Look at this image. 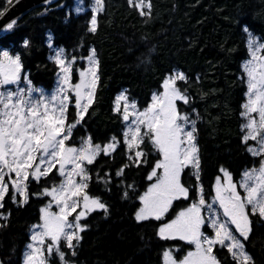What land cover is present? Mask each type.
<instances>
[{"label":"trees","instance_id":"obj_1","mask_svg":"<svg viewBox=\"0 0 264 264\" xmlns=\"http://www.w3.org/2000/svg\"><path fill=\"white\" fill-rule=\"evenodd\" d=\"M15 1L0 0V11L4 14ZM96 7V0H58L36 8L0 38V50L18 55L30 80L53 91L61 73L56 53L63 49L68 59L75 58L71 68L77 80L95 49L99 79L93 102L66 144L78 147L91 137L93 144L104 146L115 138L114 151L101 152L86 164L90 179L84 191L98 197L107 211L95 209L81 220L86 227L79 241H73L74 249L61 244L65 259L69 264H165L166 251L181 257L190 245L162 239L159 228L199 196L209 199L224 171L239 181L245 170L259 167L262 157L248 151L252 140L243 142L242 113L248 92L244 64L251 54L248 34L264 43V0H103V8L94 11ZM93 16L95 32L90 30ZM177 71L186 77L177 80V87L188 97V103L178 102L179 109L196 121L199 179L191 165L184 168L182 183L189 189L188 197L175 200L161 220L137 221L140 197L149 188L148 176L161 153L147 137L138 148L129 149L124 137L127 121L117 110V96L126 92L147 106ZM77 111L74 103L69 105L68 124L78 119ZM136 151L144 156L136 158ZM61 180L54 168L46 177L27 180L26 203L21 194L13 202V190L5 195L0 264H24L32 226L41 222V209L51 202L43 190ZM251 227L245 240L252 255L249 264H264V218L251 215ZM48 264L62 262L53 254ZM223 264L237 261L223 253Z\"/></svg>","mask_w":264,"mask_h":264},{"label":"snow or ice","instance_id":"obj_2","mask_svg":"<svg viewBox=\"0 0 264 264\" xmlns=\"http://www.w3.org/2000/svg\"><path fill=\"white\" fill-rule=\"evenodd\" d=\"M7 2L11 3V0ZM96 6L94 11L101 10L103 0H96ZM0 15H3V11H0ZM14 24V20L9 22L3 30L12 29ZM91 24L90 30L95 32V16ZM250 47L254 49L253 56L244 65L248 77V92L247 102L243 105L245 111L242 113L247 118L243 125L247 130L243 142L247 144L249 140L256 141L257 146L249 147L248 151L253 156L262 157L259 167L242 174L239 187L244 191L243 196L226 172V185H221L219 178L217 179L216 200L223 211L219 216L208 218V223L215 229L213 237L201 231L205 223L201 206L206 204L202 195L198 202L180 211L174 220L159 228L158 235L162 239L179 238L195 246V251H189L181 260L175 259L171 250L166 251L164 256L167 264H220L213 255V247L217 244L227 248L237 264H249L251 261L250 255L244 250V243L229 227L234 225L239 236L247 240L251 231L249 216L259 215L264 218V57L256 55L257 51L264 49V43L253 38ZM0 55V208L4 206L2 202L8 193L9 184L14 193L24 196L22 203H26L28 196L24 182L29 175L39 180L55 168L63 179L59 185L51 189L45 188L43 194L53 198L59 211H50L51 203L41 209L42 223L32 226L30 239L33 243L26 246L28 251L25 252V264H48L53 254L59 257L62 264H69L65 259L66 253L61 250V241L65 242L68 249H74L73 240L79 241V232L86 227L80 225L79 221L97 208L107 211V206L98 197H90L84 191L90 179L84 165L92 164L100 152L108 154L115 150V138L113 143L104 147L93 144L91 137L83 139L79 147L65 143L93 102L99 79L95 49L87 57L89 67L79 72L80 81L76 84L71 83V65L75 58L68 59L63 49L56 53V62L63 72L64 86L58 87L49 96L34 88L12 90L8 87L19 83L22 65L18 55L10 56L8 51H3ZM177 80L184 81L186 77L183 73L169 76L163 83V91L154 94L152 104L143 111L136 110L135 104L131 105L135 115L132 123L135 126H129L124 133L129 149L138 147L147 137L155 150L163 156L148 176L149 180L156 177V181L140 197L143 206L136 213L137 221L150 218L161 220L174 200L188 197L189 189L180 182L184 168L191 165L193 175L199 179V156L194 135L197 131L196 121L189 120L186 114H181L177 109V100L188 103V97L177 87ZM34 92H38L39 96H33ZM68 92H74V98ZM73 103L78 110V119L66 126L67 110ZM128 108L129 105L126 104L123 109L124 121H129ZM188 124L192 125L190 129H186ZM141 126L145 129L143 133ZM142 156L143 151L135 152L136 158ZM68 165H72L71 169H67ZM157 169L163 170L161 175L157 174ZM122 173L123 169L117 175ZM6 176L9 177L7 181ZM76 177L80 179L77 180ZM200 192H203V188ZM124 195L127 197V192ZM11 199L16 202L15 194ZM78 207H81V211L69 220L68 217ZM207 207L211 209L212 205L208 204ZM71 254L75 255V252L72 251Z\"/></svg>","mask_w":264,"mask_h":264},{"label":"rangeland","instance_id":"obj_3","mask_svg":"<svg viewBox=\"0 0 264 264\" xmlns=\"http://www.w3.org/2000/svg\"><path fill=\"white\" fill-rule=\"evenodd\" d=\"M255 39L256 41H258V42H260V43H262V41L260 40V38L258 37V36H256L255 34H253L252 32H249V34H248V42H249V45H250V41L252 40V39ZM3 51H8L9 52V55L10 56H13V54L9 51V50H4V49H1L0 50V53H2ZM253 51H254V49L252 48V47H250V52H251V54H250V56L248 57V59L245 61V64L250 60V59H252V56H253ZM256 55L257 56H261V57H264V51H263V49H261V50H259V51H257L256 52ZM0 59H2V55H0ZM244 64V65H245ZM88 67H89V62H88ZM84 70V69H83ZM81 71V70H80ZM175 73H182V72H179V71H177V72H175ZM174 73V74H175ZM174 74H172V75H174ZM169 76H171V75H169ZM168 76V77H169ZM167 77V78H168ZM79 81H80V77H79V74H78V78H77V80H74V77H73V74L71 73V83L72 84H76V83H79ZM30 81H29V79H28V77L24 74V71H23V68H21V73H20V81H19V83L17 84V85H12V86H8V87H11L12 88V90H16L17 88H23V89H29V88H34V89H38V90H41L43 93H44V95L45 96H49V95H51L52 93H54L56 90H57V88L58 87H63L64 85H63V72L59 75V77H58V81H57V86H56V88L53 90V91H48V90H46V89H44V88H41V87H38V86H35L34 84H32L31 82L29 83ZM163 91V89L162 90H160V91H157V92H155L154 94H159V93H161ZM33 96H39V93L38 92H34L33 94H32ZM68 95H70V96H72L73 98H74V96H75V94H74V92H68ZM154 96V95H153ZM121 97H125L126 99H122ZM180 100H177L176 101V105H177V109H178V111L181 113V114H186L188 117H189V120H194V118H193V116L192 115H190V114H187V113H184V112H181L180 111V109H179V104H178V102H179ZM86 102V101H85ZM152 102H153V99H152V101L147 105V106H140L139 105V103L137 102V101H135L134 99H132V98H130V96L126 93V92H121V93H119V95L117 96V108H119V110H122L123 111V109H124V107H125V105L127 104V105H129V108H128V111H129V114H130V116H129V121H127V126L129 127V126H132V127H134L135 125L132 123V121H134L135 120V115L133 114V109H132V107H131V105L132 104H135V108H136V110H138V111H143L145 108H147V107H149L151 104H152ZM253 115H255V114H253ZM246 122H247V118H246ZM67 120H66V126H67ZM196 125V124H195ZM191 124H188V125H186V129H190L191 128ZM141 131H142V133L145 131V129L143 128V126H141ZM247 131V130H246ZM246 131H245V133H246ZM194 135H195V133H194ZM130 138V137H129ZM66 143V142H65ZM111 143H113V142H111ZM110 144V143H109ZM195 144H196V146H197V143H196V135H195ZM106 145H108V144H106ZM106 145H104V146H106ZM104 146H101V147H104ZM257 146V144H256V141H252V147L253 148H255ZM79 147V146H78ZM135 148H138V147H136V146H134ZM198 148V147H197ZM110 152V151H109ZM101 153V152H100ZM99 153V154H100ZM98 154V155H99ZM97 155V156H98ZM96 156V157H97ZM95 157V158H96ZM163 159V156H162V154H161V160ZM37 163H38V160H37ZM35 166V165H34ZM85 168H86V163H85ZM71 167H72V165H68L67 166V169H71ZM57 168H58V165H57ZM53 170V169H52ZM51 170V171H52ZM184 170V169H183ZM183 170H182V172H183ZM248 170H250V169H248ZM162 169H157V174L158 175H161L162 174ZM30 172H31V170H30ZM87 172V171H86ZM182 172H181V175H180V182H181V184H183L182 183ZM228 175H230L228 172H226ZM231 176V175H230ZM13 178H14V174H13ZM29 178H33L31 175H29ZM28 178V179H29ZM9 179V177H5V180L7 181ZM62 179H63V177H62ZM76 179L77 180H79L80 178L79 177H76ZM219 180H220V184L221 185H226L227 184V182H228V177L225 175V173H224V175L222 176V177H219ZM62 181V180H61ZM155 181H156V177H153V179L151 180V182H150V185H149V187L153 184V183H155ZM232 181H233V183H236L237 184V190L238 191H240L241 192V195L243 196L244 195V191H243V189H241L240 187H239V182L238 181H236V180H234V179H232ZM26 182L27 181H25L24 183L26 184ZM61 183V182H60ZM59 183V184H60ZM58 184V185H59ZM216 188H217V181H216V183H215V187H214V196L211 198V199H205L204 197V199H205V201H206V204L204 205V206H201V208H202V210H201V215L205 218V223H204V225L201 227V231L203 232V233H205L207 236H209V237H213L214 235H210V234H208V230H207V228H211V229H214V228H212L211 226H210V224L208 223V218L210 217V216H219V215H221L222 214V211H223V209L220 207V205H219V202L216 200ZM11 190H13L12 192L14 193V189L12 188V186L9 184V189H8V191L10 192ZM148 190V189H147ZM15 194V196H16V198L18 197L17 195H19L20 193H14ZM26 194H27V191H26ZM89 195V194H88ZM90 196V195H89ZM91 197V196H90ZM50 198H51V209H50V211H52V212H58L59 211V207L57 206V204L55 203V201L53 200V198L50 196ZM200 199V196L198 197V199L197 200H195V201H193L191 204H193V203H196V202H198V200ZM175 201V200H174ZM173 201V202H174ZM172 202V203H173ZM191 204L188 206V207H190L191 206ZM208 204H211L212 205V208L211 209H209L208 207H207V205ZM48 206V205H47ZM142 206H143V203H142ZM187 207V208H188ZM98 209V208H97ZM79 211H81V207H78L77 209H76V212H74V213H72V215L71 216H69L68 217V219L69 220H72L75 216H76V214L79 212ZM181 211H183V210H181ZM89 213V212H88ZM87 213V214H88ZM86 214V215H87ZM177 216V215H176ZM176 218V217H175ZM174 218V219H175ZM83 219V218H82ZM81 219V220H82ZM173 219V220H174ZM223 219H226V218H223ZM79 221V223H80V225H82V221ZM172 221V220H171ZM170 221V222H171ZM42 223V220H41V222L40 223H38V224H41ZM169 223V222H168ZM83 226V225H82ZM232 225H230L229 227H231ZM41 229H37V231H40ZM215 230V229H214ZM81 232H79V234H80ZM176 239H179V238H176ZM74 241V240H73ZM183 241H185V240H183ZM46 242H47V238H46ZM64 241L62 240L61 241V244L63 243ZM185 242H187V241H185ZM30 243H33V241H31ZM188 243V242H187ZM226 243H228V241H226ZM191 245V247H189V249H187L184 253H182V255H181V257H179V256H176V255H173L174 257H175V259H177V260H181V259H183V257L189 252V251H195V246L194 245H192V244H190ZM205 247H207V245H205ZM214 248V247H213ZM26 251H28V249H26L25 250V252ZM46 255H47V253H46ZM24 264H25V256H24ZM165 264H167V258H165Z\"/></svg>","mask_w":264,"mask_h":264},{"label":"water","instance_id":"obj_4","mask_svg":"<svg viewBox=\"0 0 264 264\" xmlns=\"http://www.w3.org/2000/svg\"><path fill=\"white\" fill-rule=\"evenodd\" d=\"M57 1L58 0H16L0 17V38L11 30H3L9 22L14 20L15 26L24 16L29 14L34 9L51 5Z\"/></svg>","mask_w":264,"mask_h":264},{"label":"flooded vegetation","instance_id":"obj_5","mask_svg":"<svg viewBox=\"0 0 264 264\" xmlns=\"http://www.w3.org/2000/svg\"><path fill=\"white\" fill-rule=\"evenodd\" d=\"M232 178V177H231ZM249 219L251 221V215L249 216ZM232 230H233V233L242 240V242L244 243V250L248 253V255H250L251 259H252V255L250 254V252L248 251L247 247H246V243H245V240H243L242 237L239 236V233L235 231V226L232 225L230 227ZM250 228L252 229L251 227V223H250ZM207 232L208 234L210 235H214L215 234V230L214 229H211V228H207ZM251 233V231H250ZM250 233H249V236H250ZM248 236V237H249ZM191 247V245H190ZM223 253H226V255H229L230 259H234L231 255V253H229V251L227 250V248H224V247H221L220 245H215L214 248H213V255L216 256L217 260L220 262V264H223ZM235 260V259H234Z\"/></svg>","mask_w":264,"mask_h":264}]
</instances>
